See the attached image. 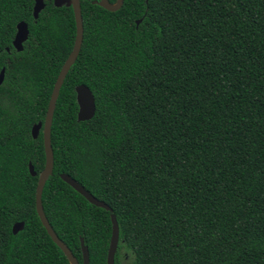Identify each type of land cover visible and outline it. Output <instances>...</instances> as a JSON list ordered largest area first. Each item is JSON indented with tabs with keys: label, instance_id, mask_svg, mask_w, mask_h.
I'll list each match as a JSON object with an SVG mask.
<instances>
[{
	"label": "trees",
	"instance_id": "1",
	"mask_svg": "<svg viewBox=\"0 0 264 264\" xmlns=\"http://www.w3.org/2000/svg\"><path fill=\"white\" fill-rule=\"evenodd\" d=\"M94 1L80 0L82 45L51 124L42 206L53 231L79 264L81 239L89 264H107L111 214L114 264H264V0H123L115 12ZM33 6L0 0V264H70L36 213L45 155L31 129L75 21L66 4L45 0L36 20ZM20 22L29 33L18 52ZM81 84L96 110L78 122Z\"/></svg>",
	"mask_w": 264,
	"mask_h": 264
},
{
	"label": "water",
	"instance_id": "2",
	"mask_svg": "<svg viewBox=\"0 0 264 264\" xmlns=\"http://www.w3.org/2000/svg\"><path fill=\"white\" fill-rule=\"evenodd\" d=\"M33 17L36 20L38 18L39 13L45 8V0H33ZM63 4L66 6H71L74 15L75 21V41L73 44V48L68 55L66 61L64 62L63 66L60 69V72L56 78L54 83V87L52 89L50 99L48 102L45 120L43 123H38L34 125L31 129V136L33 139H36L40 133L42 132V141H43V148H44V155H45V165L43 170L38 176L37 186H36V193H35V208L36 213L39 217V220L46 230L48 236L51 240L62 250V252L68 258L70 264H79L77 259L72 255L71 251L68 247L57 237L55 232L53 231L52 227L50 226L42 206V192L45 185L46 180L49 176L52 175L53 171V150L51 146L50 140V132H51V124L53 119V114L56 106V101L59 96L60 88L63 84V81L77 59L81 45L83 40V23H82V16H81V6L80 0H54V5L56 7H61ZM93 4H99L105 10L115 12L120 9L123 4V0H117L115 4H110L108 0H99L94 1ZM140 21H137L136 24L138 25ZM28 26L24 22H20L16 26V33L14 39L12 41L13 48L20 52L23 50V45L28 39ZM8 51V50H7ZM4 72L5 70L2 69L0 72V85L4 79ZM76 92V101L78 105V114H77V121H89L93 118L95 114V99L91 92V90L84 84L78 85L75 88ZM29 173L32 177L36 176L34 172V167L31 163L28 164ZM60 178L63 182L69 185L74 191L80 194L83 198H85L91 205L95 207H99L105 209L106 211L111 213V208L108 207L104 202L97 200L93 195H91L88 191L84 189L77 181L66 174H61ZM111 225H112V232H111V239L109 244V249L107 253V264H114V256L117 250L118 240H119V229L118 224L116 221L115 215H110ZM24 228V223L19 222L13 225L12 233L16 235L18 232L22 231ZM81 252H82V264H89V253L88 248L84 245L83 240L81 239Z\"/></svg>",
	"mask_w": 264,
	"mask_h": 264
}]
</instances>
